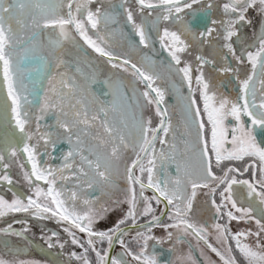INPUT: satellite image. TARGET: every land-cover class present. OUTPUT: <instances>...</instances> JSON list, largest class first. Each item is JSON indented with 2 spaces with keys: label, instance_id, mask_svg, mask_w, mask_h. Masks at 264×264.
<instances>
[{
  "label": "snow or ice",
  "instance_id": "1",
  "mask_svg": "<svg viewBox=\"0 0 264 264\" xmlns=\"http://www.w3.org/2000/svg\"><path fill=\"white\" fill-rule=\"evenodd\" d=\"M134 3L135 9L129 0H0V75L10 102L3 105L4 117L0 120V184L14 183L8 170L16 164L31 193L13 191L11 201L0 196V218L24 213L68 225L63 230L71 245L82 249L69 254V264L73 260L91 264L89 252L95 254L96 264H126L125 255L136 264H159L155 246L148 251L150 240L155 245L189 243V253L177 259L179 264H196L191 243L185 237L197 245L202 242L221 264H238L233 245L245 264H264V243L260 240L264 233V141L256 135L257 130L264 131V0ZM93 4L97 5L94 9ZM217 8L222 13L219 19L213 16ZM250 10L260 22L253 43L245 44L241 29L252 25ZM161 21L178 28L165 26L161 32ZM153 33L168 59L157 62L141 51L154 53ZM125 42L140 55L139 64L127 54L113 51L117 43L123 46ZM66 45L78 53L72 60L65 58ZM84 46L112 69L128 73L132 80L126 82L119 76L101 79ZM205 46L211 49L209 56L202 54ZM194 47L197 54L193 64L182 57ZM245 64L250 69L241 77ZM206 66L236 81L235 100L212 90L204 74ZM172 77L188 87V95H182L176 84H171L181 107L183 147L176 142L166 90L158 84L166 78L171 82ZM26 80L31 82V91ZM196 92L199 102L194 98ZM29 95L36 97L34 111ZM149 106L158 118L155 126L151 117L144 116ZM49 117L51 123H42ZM59 145L67 149L59 157L53 156ZM128 151L134 158L123 169L125 197L113 201L116 206L126 203L127 211L111 228L95 230L94 225L112 210L101 202V196L118 189L114 177L121 174L120 162ZM50 159H59L60 163L52 167ZM243 161H247L243 169L224 167L225 162ZM213 167L222 175H217ZM159 171H163V178ZM249 172L251 179L243 178ZM70 181H74V190L69 193L65 184ZM199 189L207 190L204 195L215 210L214 221L225 217L227 222L237 223L252 219L258 230L233 233L227 223L193 222L191 213ZM147 190H151V197L145 195ZM245 195L247 206H243ZM141 202L143 207L138 210ZM153 202L163 205L159 215ZM141 217L150 218L139 224ZM164 217L170 222L164 223ZM128 221L129 227L122 228ZM14 223L23 227L16 230L10 223L0 229V234L27 239V222ZM154 227L166 232V240L151 235ZM133 228L137 229L132 242L139 244L138 253L132 252L124 240ZM75 232L84 234L85 239ZM210 235L223 250L209 243ZM55 236L52 233L45 239L47 247L63 250L67 241L54 244ZM249 237H255L254 246L244 242ZM104 242L107 248L97 249L96 245ZM117 243L124 251L112 256L110 249ZM3 244L8 248L7 241ZM0 264L10 261L0 257Z\"/></svg>",
  "mask_w": 264,
  "mask_h": 264
},
{
  "label": "flooded vegetation",
  "instance_id": "2",
  "mask_svg": "<svg viewBox=\"0 0 264 264\" xmlns=\"http://www.w3.org/2000/svg\"><path fill=\"white\" fill-rule=\"evenodd\" d=\"M215 2L217 4H221L224 2V0H215ZM129 3L132 5L133 9H135L136 5L134 3V0H129ZM97 5L93 4L91 5V7L94 9ZM222 13L220 11L219 8H217L216 10L213 11V16L217 19H219L221 17ZM248 16L252 19V25L251 26H245L241 29V35L242 38L244 39L245 44H252L253 43V39H254V30L258 28L259 26V22H260V17L257 16L253 11H249ZM139 14H137L136 19L137 21H139ZM167 26L170 30H177L178 26L172 24L171 22L165 24V22L161 21L160 25H159V30L162 32L163 28ZM126 31L130 32V29L126 28ZM153 40L154 43L152 45V47L154 48V53L152 51H150L149 49H142V52H146L148 53V55L153 59L156 60L157 62L161 61V60H166L167 58V53H165L159 44L158 38H156V34L153 33ZM133 39H138L133 37ZM80 43L82 44L83 42L80 41ZM85 50L87 51L88 57L90 60H93L95 63L93 64V67H95L97 69V71L100 74V78L104 79L107 78L109 76H113V78H115L116 76H119L120 78H122L123 80H125L126 82H130L132 80V77L125 72H121L119 71V69H112L103 58L97 56L95 53H93L91 51V49H87L86 46ZM237 47L239 48V45H237ZM67 48V52L65 54V58L72 60L76 55H78V53L76 52V50L74 48L71 47V45H66ZM254 50V49H253ZM113 51L116 52L118 55H125L127 54V56L132 60V62L139 64L140 63V55L135 52V51H131L128 48V44L127 42H125L123 44V46H121L119 43H117L114 48ZM190 54H184L183 55V60L188 61L190 63H195V55L197 54V49L194 47L192 49L189 50ZM211 52V49L208 48L207 46H205L202 50V54L205 56H209ZM250 69V66H248L247 64L242 66V71H241V77H244L248 71ZM157 70H159V66L157 68ZM87 71V69H86ZM204 74L205 77L208 78L211 81V86H212V90L218 92L219 94H222L224 96L229 97L230 99L235 100L237 98V94H238V86L236 84V81L234 79H232L230 76H221L218 73H215L213 71H211V66H206L204 69ZM196 72L195 69H193V77H195ZM26 83L30 84L31 86V82L30 81H25ZM175 83L176 86L179 88L180 90V94L182 95H188V87L186 84H181V81L176 78V77H172L171 82H169V80L166 78L163 81H158L159 86L162 89L166 90V96H165V100H166V104L169 107L170 113H171V119H172V123L174 126V129H176V137H177V145L178 147H183V145L180 143V141L183 139L182 136V132H183V128L182 125L180 123L181 121V107H180V103L177 99V95L173 93L171 84ZM46 86V85H45ZM99 89H102L103 86L102 85H97L96 86ZM197 86L195 85V80H193V88H196ZM139 88L141 91H143V86L139 85ZM31 91V88H30ZM42 95V92H41ZM194 98L199 102V93L196 92ZM29 99L33 101V109L32 111L35 110V102H36V97L34 95H29ZM201 110H202V104L200 105ZM144 116L147 117H151L152 118V123L153 126H155V124L158 123V118L155 116L154 110L151 108V106L147 107L144 110ZM245 120H247V118H245ZM52 119L46 118L44 121H42V123H51ZM206 123V120H205ZM229 126H231L232 122L229 121ZM258 139H260L262 141V136H263V131L261 130H257L256 133ZM157 150H159L160 145L157 143ZM67 149L66 145H59L58 146V151L53 152V156L59 157V154L61 151H65ZM134 156L132 154L131 151H128L125 156L124 159L120 162V168H121V174L117 177H114L115 183L118 185V189L117 190H109V195L108 196H101V202L105 203L108 207H110L112 210L110 212H108L106 214V217L104 220L99 221L98 223H96L94 225L95 230H107L109 228H111L115 222L120 219L123 218L125 212L127 211L128 205L126 203H122L119 204V206H116L113 204V201H121L124 199L125 197V190L127 188V184L126 181L124 179V174H123V169L126 163H130L131 159H133ZM56 161H58L56 163ZM48 163L52 166V167H56L59 163L60 160L59 159H50L48 160ZM245 163H247V161H243V162H225L224 167H228V166H235L239 169H243ZM169 171L170 173L174 174L175 173V169L173 167H169ZM213 171L217 174V175H222V173L220 172V170L216 169L215 167H213ZM138 174V173H137ZM158 175L160 176V178H163V171H159ZM243 178H247V179H251V173H246L244 174ZM144 180L146 182V174L144 175ZM65 189L67 192H71L72 190H74V181H70L67 184H65ZM137 191H139L138 187H137ZM190 191V189H189ZM206 189H199L198 190V194L196 199L193 202V211L191 213V218L193 220V222L197 223V224H204L207 223L209 225H211L214 222H219L221 224L227 223V226L230 228V230L235 233L237 231L240 230H251L253 232L257 231V226L255 223V220L249 219L246 222L245 221H240L239 223H237L236 221H231V222H227L226 221V217L223 219H220L219 221H214L213 220V216L215 214V210L212 209L210 202H208V197H206L204 195V193L206 192ZM87 193H82V195H86ZM96 195H99V193H96ZM146 196L151 197L152 193L150 192V190H147L145 192ZM215 199L217 201V203H220V198L219 195L217 194L215 196ZM243 206H247V199H246V195L244 198V203ZM143 207V203L141 202L138 205V210L142 209ZM153 207L155 208V214L159 215L161 212V209L163 208V205H159L157 206L155 204V202H153ZM231 206L229 205L228 208H230ZM228 209H225V211H227ZM24 213H18V214H14L11 216H7L4 217L0 220L6 219V220H15V221H21L18 218L17 219H13L14 216H19V215H23ZM236 215H239V213H236ZM150 217H141L138 221L139 224H144L146 222V220H148ZM257 219H260V217H256ZM164 223H169L170 221L167 220L166 217L162 218ZM49 220V226L52 227V230H56V232H49L47 235L51 236L52 233H56V236L52 238V242L54 244L56 243H65V241H67V243H65V247L63 248V250H61L59 247H53L51 249H49L47 247V244L45 242H41L37 237L34 236L33 233H25V236L27 237V239L21 240L18 239L14 236H5L0 234L1 236H4L3 238H0V250H2V254L1 257L7 259V260H11L10 264H12L13 262H16L14 260V258L10 259L8 257V255H10V250H12V252L16 253H21L22 251H24L27 254H39V255H45V257L47 256L51 262L54 261L55 259H58L59 261H57L58 263H62V259L66 264H69V260H68V256L72 251H75L77 253H80L82 251L81 248L76 247L71 245L70 243V238L68 237V234L63 230L65 227H69L66 224L63 223H57L54 219H48ZM264 222V221H262ZM131 224V221H128L125 225H122V228H127L129 227V225ZM28 226V225H27ZM23 227V225L21 223H13V228L16 230H20ZM6 228V227H4ZM3 229V228H0ZM137 229L134 228L132 229V231L129 233L128 236L124 237L125 242L128 245V248L135 253H138L140 250V246L139 244L132 242V237L136 234ZM169 232H174L173 229H168ZM76 236L79 237L81 240H84V234L79 233V232H75ZM151 235H153L156 238L162 239V240H166V232L160 228V227H154L152 230ZM47 236V237H49ZM174 239V238H173ZM186 240L190 241L191 243V255L192 257L195 259L196 264H221V261L219 260V257H217L214 253H212L202 242L197 245L195 240H192L190 237H185ZM209 243H211L214 247H217L221 250H223V246L221 244H218L215 240L214 235H210L208 237ZM261 243H264V233L261 234L260 237ZM7 241L8 242V248L4 247L3 242ZM245 243H248L250 245H255L256 243V239L255 237H249L246 241H244ZM153 246H155V252L156 255L158 257L159 260V264H179V260L177 259L180 256H186L189 253V243H184V244H177L174 245L173 242H164L160 245H155V241L154 240H150L148 242V251H152L153 250ZM97 249H104L107 248V243L104 242L103 244H97L96 245ZM169 249H173L172 252H169ZM9 250V251H7ZM124 249L117 243L114 244V246L110 249V254L112 256H115L121 252H123ZM201 251L203 252V255H201ZM47 252V253H46ZM45 253V254H44ZM233 254L235 255L238 264H245V261L243 259V257L240 256V254L235 250V246L233 245ZM18 256V255H16ZM89 259L91 261V264H96V257L95 254L92 252H89ZM124 259L126 261V264H136V261H134L130 256L125 255ZM71 264H78V262L76 261H71Z\"/></svg>",
  "mask_w": 264,
  "mask_h": 264
},
{
  "label": "rangeland",
  "instance_id": "3",
  "mask_svg": "<svg viewBox=\"0 0 264 264\" xmlns=\"http://www.w3.org/2000/svg\"><path fill=\"white\" fill-rule=\"evenodd\" d=\"M31 86L29 84V90ZM10 102L7 101V94L6 90L3 85V77L0 75V120L3 119L4 117V111H3V105L5 103ZM10 116V111L8 113ZM26 163V161H25ZM28 169L30 170V166H27ZM9 174L11 175L14 183L11 186L8 185H3L0 184V196H3L5 199L11 201L13 198L12 192L15 191L17 193H24L26 195H30L31 193L29 192L28 185L25 183L23 180L22 172L19 168L18 165L13 164L11 168L8 170ZM43 187L46 188V185H42ZM254 216L258 217V214L254 213ZM19 219L21 221H26L29 231L28 233H33L35 237H37L42 243L45 242V239L47 238V235L49 232H56V230H52V227L49 226V220H39V219H34L31 216L27 214L19 215V216H14L13 219ZM15 220H0V228L7 227L8 224H13ZM4 236L0 235V238H3ZM9 251V250H7ZM2 250H0V257L2 254ZM47 253V252H46ZM45 254V253H44ZM18 255V256H16ZM10 259L14 258L16 262L12 261V264H66L63 259L62 263H58V259H55L54 261L51 262V260L45 255H39V254H27L24 251H22L20 254L19 253H14L10 252V255H8ZM11 261V260H8Z\"/></svg>",
  "mask_w": 264,
  "mask_h": 264
},
{
  "label": "water",
  "instance_id": "4",
  "mask_svg": "<svg viewBox=\"0 0 264 264\" xmlns=\"http://www.w3.org/2000/svg\"><path fill=\"white\" fill-rule=\"evenodd\" d=\"M262 141H264V131H263V136H262ZM60 155V154H59ZM58 161H56V163H57ZM150 192H151V190H150ZM152 193V192H151ZM7 216H9V215H7ZM7 216H5V217H7ZM4 218V217H3ZM0 219H2V218H0ZM134 229V228H133Z\"/></svg>",
  "mask_w": 264,
  "mask_h": 264
}]
</instances>
